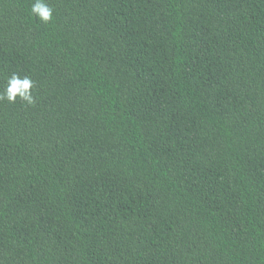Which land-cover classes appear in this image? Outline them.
Listing matches in <instances>:
<instances>
[{
  "label": "trees",
  "instance_id": "1",
  "mask_svg": "<svg viewBox=\"0 0 264 264\" xmlns=\"http://www.w3.org/2000/svg\"><path fill=\"white\" fill-rule=\"evenodd\" d=\"M0 0V264H264V0Z\"/></svg>",
  "mask_w": 264,
  "mask_h": 264
},
{
  "label": "clouds",
  "instance_id": "2",
  "mask_svg": "<svg viewBox=\"0 0 264 264\" xmlns=\"http://www.w3.org/2000/svg\"><path fill=\"white\" fill-rule=\"evenodd\" d=\"M31 14L47 24L53 20L54 10L45 0H34L31 5ZM34 81L30 77H21L13 73L7 80L6 87L0 92V101L15 103L17 99L29 106L36 101L33 96Z\"/></svg>",
  "mask_w": 264,
  "mask_h": 264
}]
</instances>
